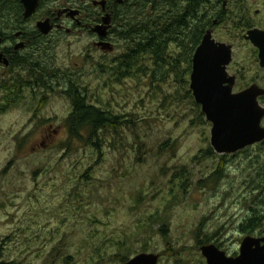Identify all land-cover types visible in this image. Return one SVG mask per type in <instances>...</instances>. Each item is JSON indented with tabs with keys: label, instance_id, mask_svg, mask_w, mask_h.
Instances as JSON below:
<instances>
[{
	"label": "rangeland",
	"instance_id": "obj_1",
	"mask_svg": "<svg viewBox=\"0 0 264 264\" xmlns=\"http://www.w3.org/2000/svg\"><path fill=\"white\" fill-rule=\"evenodd\" d=\"M232 9L234 20L204 22L214 24L207 29L218 41L234 46V90L254 81L264 87L258 51L242 26L264 29V0ZM74 32L48 57L45 80L54 90L45 101L39 104L41 90L27 88L0 113V262L124 264L123 256L156 253L159 264H207L203 245L237 256L246 236H264V144L234 154L214 150L212 123L188 94L196 47L174 43L160 65L143 57L117 81L107 63L126 49L119 37L106 52L92 33ZM17 72L26 78L27 71ZM69 81L119 117L118 131L100 132L99 146L70 140ZM254 216L260 224L243 230Z\"/></svg>",
	"mask_w": 264,
	"mask_h": 264
},
{
	"label": "water",
	"instance_id": "obj_2",
	"mask_svg": "<svg viewBox=\"0 0 264 264\" xmlns=\"http://www.w3.org/2000/svg\"><path fill=\"white\" fill-rule=\"evenodd\" d=\"M39 1L22 0L26 18L35 13ZM110 27L111 16L107 14L103 23L93 28L102 39L97 43L98 47L106 52L114 50V45L106 40ZM38 28L48 34L52 29L50 20L40 21ZM245 39L258 48L259 63L264 68V29H249ZM233 51L232 44L216 40L213 30L209 29L192 58L190 88L206 119L212 123L211 144L219 154H234L264 141V105L260 102L264 88L255 83L234 91L236 76L228 72ZM201 251L207 264H264V236H246L237 256H229L216 244L203 245ZM159 260V254L140 253L124 264H159Z\"/></svg>",
	"mask_w": 264,
	"mask_h": 264
},
{
	"label": "flooded vegetation",
	"instance_id": "obj_3",
	"mask_svg": "<svg viewBox=\"0 0 264 264\" xmlns=\"http://www.w3.org/2000/svg\"><path fill=\"white\" fill-rule=\"evenodd\" d=\"M55 1L57 0H40L35 13L31 17L26 18V8L22 0H0V5H4L7 11L5 14H0V91L6 92V97L0 105V113H6L13 105L15 106L20 100V95L27 88H31L36 95H38L37 91L41 90L38 96L39 104L45 101L47 97L45 94L46 91L54 90V87L49 85L45 80L46 72L44 70L48 71L46 62L52 53H56L61 43L64 42L66 35L75 33L74 31L77 29L85 30V32L95 35L98 43L102 39L93 31V28L103 23V18L107 14H110L111 27L109 28V34L106 40L113 42V37H117L118 31H120L118 27L122 26L129 19V11H135L137 6V0H93L91 4L90 0H67L63 2L62 6L54 7L51 3ZM207 1L208 8L205 7L204 0H197L198 9L195 15L196 19L197 21H204L207 18L214 24H218L220 21L234 20L232 7H239V4L243 6L247 0ZM99 2H103L104 4ZM167 3V12L168 16H170L172 13V0H167ZM184 3V6L187 8L189 6L188 1ZM46 4L47 8L45 7ZM12 6H15L16 9L11 10ZM205 9L209 10L211 15H205ZM73 11H78V13L74 14ZM134 16L132 15V17ZM46 19L50 20V25L52 26L48 34H44L38 28V23ZM30 21L35 22L33 29H30L26 25ZM119 22L123 23L118 24ZM251 28L257 27L252 25V27L246 28L243 33L244 39L247 31ZM249 42L253 45L251 41ZM255 48L258 51L259 57V50L257 47ZM260 68L264 70L261 66ZM21 70L27 71L26 78L17 72ZM234 76H236L237 83L238 76L237 74ZM255 83L256 81L253 84ZM86 89L85 87L83 91L81 87H76L74 81H69L64 91L66 94V92L69 93L73 90L76 95L77 92L86 93ZM263 97L260 100H263ZM70 101L72 104L71 98ZM38 110L34 109L33 112H38ZM73 111L74 107L72 104L71 113ZM67 130L69 131L68 125ZM46 144V141H43L42 145Z\"/></svg>",
	"mask_w": 264,
	"mask_h": 264
},
{
	"label": "trees",
	"instance_id": "obj_4",
	"mask_svg": "<svg viewBox=\"0 0 264 264\" xmlns=\"http://www.w3.org/2000/svg\"><path fill=\"white\" fill-rule=\"evenodd\" d=\"M186 1L189 4L187 8L184 6ZM204 4L208 8L207 0H204ZM171 5L172 13L168 16L167 0H137L135 11H129V19L124 23H118H123V25L118 27L120 31H118L117 37L123 42L126 49L116 59L107 63V67L113 71L117 81L129 77L138 64H143V57H150L155 64L160 65L166 60L170 46L174 43H182L184 49L191 52L200 44L207 27L214 25L210 21H197L195 16L198 9L197 0H172ZM15 9L16 7L12 6L11 10ZM5 13L7 11L4 5H0V14ZM132 15L135 16L132 17ZM242 26L252 27L247 22ZM189 56L191 55L189 54ZM98 67L101 72L105 71L103 64L98 63ZM75 84L79 88V84L76 82ZM66 94L72 99L74 107V111L67 118L70 140L74 142L89 141L90 144L99 146L100 132L106 130L107 127L118 131V127L121 126V122L118 121L119 117L91 104L89 96L85 92H77L75 95L71 90ZM188 94L189 97H192L190 90H188ZM197 106L199 107V105ZM219 175V171L214 174L220 178L221 175ZM254 223L260 224L256 216L243 224L242 229L247 230V226ZM161 231L164 233L165 229L162 228ZM260 234L264 235V231H261ZM203 242L199 241V244H203ZM121 260L125 263L129 257L123 256ZM0 264L13 263L3 261Z\"/></svg>",
	"mask_w": 264,
	"mask_h": 264
}]
</instances>
